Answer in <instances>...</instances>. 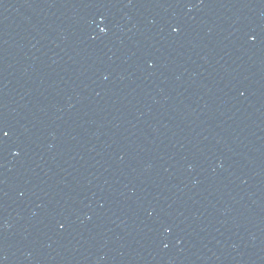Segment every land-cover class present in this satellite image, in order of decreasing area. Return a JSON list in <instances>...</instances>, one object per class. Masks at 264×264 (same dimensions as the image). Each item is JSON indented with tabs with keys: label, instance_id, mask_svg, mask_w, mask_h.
<instances>
[{
	"label": "water",
	"instance_id": "obj_1",
	"mask_svg": "<svg viewBox=\"0 0 264 264\" xmlns=\"http://www.w3.org/2000/svg\"><path fill=\"white\" fill-rule=\"evenodd\" d=\"M0 264H264V0H0Z\"/></svg>",
	"mask_w": 264,
	"mask_h": 264
},
{
	"label": "snow or ice",
	"instance_id": "obj_2",
	"mask_svg": "<svg viewBox=\"0 0 264 264\" xmlns=\"http://www.w3.org/2000/svg\"><path fill=\"white\" fill-rule=\"evenodd\" d=\"M101 31H104V29H101ZM9 135L8 132H3V137H7Z\"/></svg>",
	"mask_w": 264,
	"mask_h": 264
}]
</instances>
